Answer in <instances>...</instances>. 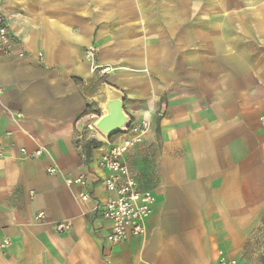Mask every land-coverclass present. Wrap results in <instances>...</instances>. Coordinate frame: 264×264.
Masks as SVG:
<instances>
[{"label":"crops","instance_id":"0c3cea01","mask_svg":"<svg viewBox=\"0 0 264 264\" xmlns=\"http://www.w3.org/2000/svg\"><path fill=\"white\" fill-rule=\"evenodd\" d=\"M0 7L16 37L0 52V264H216L222 253L264 264V0ZM90 47L112 67L103 77ZM107 85L129 118L151 121L127 158L154 210L146 235L120 244L90 212L107 194L98 162L112 138L91 128ZM79 175L88 202L66 182Z\"/></svg>","mask_w":264,"mask_h":264},{"label":"built area","instance_id":"2783aa9c","mask_svg":"<svg viewBox=\"0 0 264 264\" xmlns=\"http://www.w3.org/2000/svg\"><path fill=\"white\" fill-rule=\"evenodd\" d=\"M16 42L15 35L10 30V24L6 12L0 7V52L9 55L13 51ZM96 49L90 47L86 55L92 59L94 70H99L101 77L109 73L112 67L109 65L100 66L95 60ZM2 88H0V93ZM264 124V115L261 117ZM151 121L135 120L129 118V125L116 135L108 143V148L100 156L98 166L102 173V183L106 190V197L103 200H96L91 206L90 212L95 214L97 220L104 224L106 229L105 240L110 244L124 243L132 238L143 237L147 233L148 220L150 219L155 204V196L151 190L141 189L137 176L132 171L127 158L128 151L141 144L144 137L149 133ZM21 153L28 158H35L42 154V149H37L28 154L24 147L20 148ZM2 151L0 150V156ZM48 173L57 172L56 166H50ZM66 182L70 185H79L84 189L88 185V179L84 175L67 177ZM82 201L88 202L92 195L88 190L80 193ZM46 213L39 211L36 220L43 221ZM71 228V223L66 220L58 221L54 229L59 233H65ZM10 241L5 238L0 246L3 247ZM216 264H242L237 257L222 253Z\"/></svg>","mask_w":264,"mask_h":264},{"label":"water","instance_id":"95a60500","mask_svg":"<svg viewBox=\"0 0 264 264\" xmlns=\"http://www.w3.org/2000/svg\"><path fill=\"white\" fill-rule=\"evenodd\" d=\"M105 113L96 121L97 129L107 138L120 134L129 125V115L124 109V93L107 85L105 88Z\"/></svg>","mask_w":264,"mask_h":264},{"label":"trees","instance_id":"16d2710c","mask_svg":"<svg viewBox=\"0 0 264 264\" xmlns=\"http://www.w3.org/2000/svg\"><path fill=\"white\" fill-rule=\"evenodd\" d=\"M112 138V137H111ZM110 138V139H111ZM101 143L98 142V141H95V140H90L89 143H88V148L91 149V148H97L98 146H100Z\"/></svg>","mask_w":264,"mask_h":264},{"label":"rangeland","instance_id":"374dc122","mask_svg":"<svg viewBox=\"0 0 264 264\" xmlns=\"http://www.w3.org/2000/svg\"><path fill=\"white\" fill-rule=\"evenodd\" d=\"M97 62V61H96ZM104 100H105V94H104ZM104 111H105V108H104ZM96 123H94L93 122V124L91 125L92 127L91 128H93V129H95V130H98L97 129V127H96V125H95ZM99 131V130H98ZM100 132V131H99ZM101 133V132H100ZM102 134V133H101ZM103 135V134H102ZM116 136V135H115ZM115 136H113L112 138H114ZM103 137H105L104 135H103Z\"/></svg>","mask_w":264,"mask_h":264}]
</instances>
